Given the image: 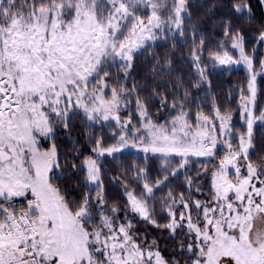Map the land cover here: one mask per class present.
Instances as JSON below:
<instances>
[{
	"label": "snow or ice",
	"instance_id": "obj_1",
	"mask_svg": "<svg viewBox=\"0 0 264 264\" xmlns=\"http://www.w3.org/2000/svg\"><path fill=\"white\" fill-rule=\"evenodd\" d=\"M0 264H264V0H0Z\"/></svg>",
	"mask_w": 264,
	"mask_h": 264
},
{
	"label": "trees",
	"instance_id": "obj_2",
	"mask_svg": "<svg viewBox=\"0 0 264 264\" xmlns=\"http://www.w3.org/2000/svg\"><path fill=\"white\" fill-rule=\"evenodd\" d=\"M238 78H239V77H238L237 75H233V76H231V77H229L228 75H225V76H223V77L218 78L217 81H216V83H217V84H221V83H223V82H225V81H228L229 79H231L232 81H235V80H237Z\"/></svg>",
	"mask_w": 264,
	"mask_h": 264
}]
</instances>
